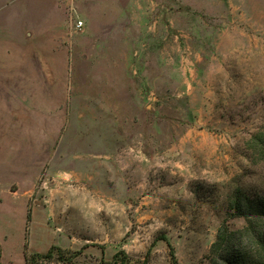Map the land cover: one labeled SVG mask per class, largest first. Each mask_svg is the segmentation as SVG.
I'll return each instance as SVG.
<instances>
[{"label":"rangeland","instance_id":"1","mask_svg":"<svg viewBox=\"0 0 264 264\" xmlns=\"http://www.w3.org/2000/svg\"><path fill=\"white\" fill-rule=\"evenodd\" d=\"M64 5L0 27V264H210L264 196V0Z\"/></svg>","mask_w":264,"mask_h":264},{"label":"trees","instance_id":"2","mask_svg":"<svg viewBox=\"0 0 264 264\" xmlns=\"http://www.w3.org/2000/svg\"><path fill=\"white\" fill-rule=\"evenodd\" d=\"M250 142L264 159V129L253 135ZM229 206L233 216L244 217L246 224L237 229L226 223L219 227L208 255L210 264H264V196L254 198L237 187ZM163 239L167 240L166 236ZM167 242L177 264L174 246ZM56 248L62 251L61 247L52 246L45 254L26 255L27 264H32V259L36 261V257H51ZM126 260L125 252L120 251L114 255L112 264H125Z\"/></svg>","mask_w":264,"mask_h":264},{"label":"crops","instance_id":"3","mask_svg":"<svg viewBox=\"0 0 264 264\" xmlns=\"http://www.w3.org/2000/svg\"><path fill=\"white\" fill-rule=\"evenodd\" d=\"M64 2L65 0H0V27L15 28L13 33L17 36L27 29V33L43 35L41 27L64 26L67 21ZM130 19L133 20L132 17Z\"/></svg>","mask_w":264,"mask_h":264},{"label":"built area","instance_id":"4","mask_svg":"<svg viewBox=\"0 0 264 264\" xmlns=\"http://www.w3.org/2000/svg\"><path fill=\"white\" fill-rule=\"evenodd\" d=\"M74 22H76L75 26L78 27L79 29H82L84 26V21L82 19L79 20H75Z\"/></svg>","mask_w":264,"mask_h":264}]
</instances>
